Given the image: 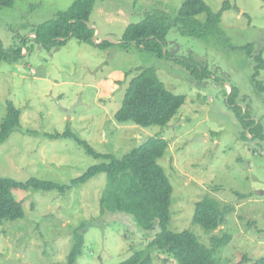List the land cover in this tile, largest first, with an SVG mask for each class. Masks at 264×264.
Wrapping results in <instances>:
<instances>
[{"label":"rangeland","instance_id":"1","mask_svg":"<svg viewBox=\"0 0 264 264\" xmlns=\"http://www.w3.org/2000/svg\"><path fill=\"white\" fill-rule=\"evenodd\" d=\"M75 1L17 0L10 8L0 7L4 50L30 39L17 63L0 64V123L8 102L20 112L19 126L0 143V177L68 185L90 167L107 163L87 155L73 138H52L68 128L94 152L118 159L161 137L168 149L158 164L173 189L169 230L189 231L207 248L213 237L228 234L227 244L215 252L220 264H254L264 257V89L252 80L254 60L239 50L248 44L258 52L264 49V1L203 0L213 12L229 3L219 25L222 36L195 38L172 26L163 58L134 45L123 48L122 36L127 26L152 13L168 16L172 25L185 0H95L87 23L97 42L112 41L104 48L71 37L52 49L31 40L34 29L54 21ZM181 59L193 60L208 76L192 75ZM144 68H154L168 91L185 97L165 127L144 129L114 118L130 80ZM257 82L264 86V70ZM235 107L242 108L245 122ZM246 122L255 124L246 128ZM105 185L106 176L99 174L64 194L14 191L24 218L0 226V264H67L73 231L82 225L84 247L75 264H118L133 250L146 248L149 238L129 218L101 215ZM206 199L234 209L213 232L192 221L196 203ZM152 255L154 264L163 259L176 264L166 254Z\"/></svg>","mask_w":264,"mask_h":264},{"label":"trees","instance_id":"2","mask_svg":"<svg viewBox=\"0 0 264 264\" xmlns=\"http://www.w3.org/2000/svg\"><path fill=\"white\" fill-rule=\"evenodd\" d=\"M17 0H0V7H12ZM264 1V0H263ZM95 0H76L66 11L57 14L54 21L45 23L32 31L31 37L36 44L47 49L63 46L70 38L81 43L94 44L92 39L95 31L86 24L93 11ZM229 9L225 2L218 12H213L203 0H185L178 11L174 23L171 25L168 16L158 12L145 16L137 24L127 26L121 39V46L129 48L134 45L142 52L153 54L158 58L167 56L163 50L166 45V36L172 26H180V32L185 36L201 38L222 36L219 25L222 14ZM204 14L206 19L201 22L197 17ZM182 28V29H181ZM64 39V40H63ZM22 39L19 45L15 44L5 51L0 41V64L17 63L22 58L26 42ZM134 43V44H133ZM96 45V44H94ZM111 45L108 41L98 47ZM248 57L254 60V74L252 80L258 90L264 86L257 82L260 72L264 70V49L259 52L253 44L240 48ZM27 54L29 53L26 49ZM192 75L198 74L207 77L206 70L199 71L195 63L179 61ZM200 74V75H199ZM130 73L126 74V78ZM236 96L235 91L230 99ZM185 101L184 96L168 91L160 81L154 68L137 70L130 80L122 101L121 108L114 118L119 124H132L141 128L152 126L165 127L170 124ZM233 103V101H231ZM234 112L240 121L246 118L242 108L235 107ZM20 112L12 102L6 105V116L0 123V143L4 142L19 126ZM255 123L246 122V128ZM261 133L260 126L254 129ZM251 135V134H250ZM70 137L85 149L87 155L95 159H103L101 163L90 167L82 176L72 180L68 185L30 178L25 182L0 177V226L5 221H16L24 218L22 203L18 202L13 192L26 191H57L64 194L73 187L84 184L91 178L104 174L106 185L100 197L101 215L113 214L129 218L133 228L146 234L149 243L142 250H133L130 256L118 264H154L153 252H160L170 256L176 264H220L215 258V252L224 247L229 235L211 239L212 248H207L189 231L172 232L169 230L171 221L172 185L164 170L159 166L168 143L161 137H151L141 146L131 150L126 156L118 159L112 155H100L84 141L79 140L68 128L65 133L53 136V139ZM244 198L246 196H238ZM233 208H221L219 201L206 199L196 203L193 214V224L198 225L205 232H213L218 226H223L226 213L233 212ZM83 225L73 231V246L67 257V264H75L82 256L84 237L79 233ZM142 233V234H143ZM162 264H168L163 259ZM254 264H264V257Z\"/></svg>","mask_w":264,"mask_h":264},{"label":"water","instance_id":"3","mask_svg":"<svg viewBox=\"0 0 264 264\" xmlns=\"http://www.w3.org/2000/svg\"><path fill=\"white\" fill-rule=\"evenodd\" d=\"M86 24L88 25V23H86ZM89 28L91 29V27H89ZM70 37H71V35H70ZM104 40L112 42L110 39H104ZM92 41H93L94 44H97V45L98 44H101L103 42V41L97 42V36H96V34L94 35Z\"/></svg>","mask_w":264,"mask_h":264},{"label":"bare ground","instance_id":"4","mask_svg":"<svg viewBox=\"0 0 264 264\" xmlns=\"http://www.w3.org/2000/svg\"><path fill=\"white\" fill-rule=\"evenodd\" d=\"M218 227H220V226H218Z\"/></svg>","mask_w":264,"mask_h":264}]
</instances>
